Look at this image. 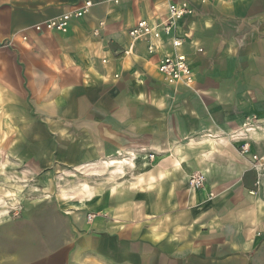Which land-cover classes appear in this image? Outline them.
Listing matches in <instances>:
<instances>
[{
  "label": "crops",
  "instance_id": "obj_1",
  "mask_svg": "<svg viewBox=\"0 0 264 264\" xmlns=\"http://www.w3.org/2000/svg\"><path fill=\"white\" fill-rule=\"evenodd\" d=\"M82 1L0 0V159L92 179L1 223L0 264H264V0H90L66 32L34 30ZM182 1L179 47L127 36ZM167 54L191 84L163 79Z\"/></svg>",
  "mask_w": 264,
  "mask_h": 264
},
{
  "label": "rangeland",
  "instance_id": "obj_2",
  "mask_svg": "<svg viewBox=\"0 0 264 264\" xmlns=\"http://www.w3.org/2000/svg\"><path fill=\"white\" fill-rule=\"evenodd\" d=\"M1 160L0 224L27 220L28 216H42L53 203H58L56 199L66 196L67 191L76 193L75 188L80 184L82 191V185L92 181L91 170L86 168L77 173L61 174L57 171L45 174L39 169L13 164L6 156Z\"/></svg>",
  "mask_w": 264,
  "mask_h": 264
},
{
  "label": "built area",
  "instance_id": "obj_3",
  "mask_svg": "<svg viewBox=\"0 0 264 264\" xmlns=\"http://www.w3.org/2000/svg\"><path fill=\"white\" fill-rule=\"evenodd\" d=\"M114 3H117L118 0H112ZM93 3L90 0H83L79 6L72 7L61 14L45 20L41 23L34 25V30L41 31H57V32H66L69 26V22L72 19H79L83 17ZM192 8L187 1H182L181 3H173L167 6V14L158 24L151 25L145 19H140L136 24L127 31V36L132 40L143 39L146 37H152L153 39L160 38V31L166 35L171 34L173 29L176 26V23L179 19L185 15L191 14ZM102 25V22L99 23ZM95 33H98V29L94 30ZM171 45L173 48H177L181 45V39L171 34ZM148 51H153V45H149ZM157 70L163 79L168 83H184L189 85L193 81V73L189 67L187 59L182 54H167L158 62ZM256 123V118L248 119L247 125L243 127L245 132L252 130L254 124ZM233 139L236 140H246L244 133L235 132L232 134ZM248 151V143L244 142L240 146V152L245 153ZM152 156L149 155V158ZM253 159H257L256 155L252 156ZM260 159V158H259ZM262 160V159H261ZM205 182V176L202 172L197 171L192 173L188 177V187L191 189L202 188ZM92 217L91 214L87 215L89 220Z\"/></svg>",
  "mask_w": 264,
  "mask_h": 264
},
{
  "label": "bare ground",
  "instance_id": "obj_4",
  "mask_svg": "<svg viewBox=\"0 0 264 264\" xmlns=\"http://www.w3.org/2000/svg\"><path fill=\"white\" fill-rule=\"evenodd\" d=\"M112 161V160H111ZM126 161V160H125ZM128 162V161H127ZM106 163V162H105ZM115 163H120L119 161H112V162H109V164L110 165H113V164H115ZM108 164V163H107ZM82 189H83V191H85V193H89V191H88V187L85 185V184H83V186H82ZM82 210V209H81ZM5 212V211H4Z\"/></svg>",
  "mask_w": 264,
  "mask_h": 264
}]
</instances>
